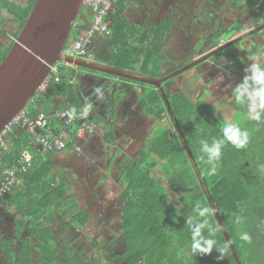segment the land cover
<instances>
[{
  "label": "trees",
  "instance_id": "1",
  "mask_svg": "<svg viewBox=\"0 0 264 264\" xmlns=\"http://www.w3.org/2000/svg\"><path fill=\"white\" fill-rule=\"evenodd\" d=\"M35 1L29 0L26 7H11L19 18L20 31ZM249 3L256 7L254 19L255 26H258L264 22V0H249ZM127 8L128 0H116L110 13L111 23L107 33L110 58L106 64L135 71V65L143 60L146 68L138 67L143 74L159 77L172 71L159 75L167 59L163 50L172 34L174 17L170 16L150 27L149 24L131 23L125 16ZM76 28L74 38L86 27ZM220 30L218 26L215 32L209 34L208 39H214L215 45L206 51L219 45L217 36ZM258 45L254 47L258 49ZM11 46L0 52V62ZM217 55L226 58L228 63L225 68L229 74L242 71L243 58L231 47ZM255 66L258 71L254 73L253 70L230 99L233 108L230 119L219 114L218 105L204 98L193 99L183 91L169 92L164 87L242 264H264V100L261 99L264 84L259 82L264 76V59ZM82 70L139 82L84 67L75 71L70 66L61 65L63 76L51 84L47 96L35 98L29 103L31 116L36 118L44 113L49 119L57 109L69 110L77 118V122L73 123V134H76L79 121L96 122L98 118L92 117L90 107L87 108L91 98L83 96L76 84L70 82ZM247 84L261 92L256 100L247 93L239 95ZM54 97H60V102H56ZM120 98L121 94L117 91L105 99L102 105L104 115L114 117ZM139 104L160 122L168 118L170 126L156 127L136 162L123 173L125 186L121 194L120 233L126 240L124 264H238L160 91L156 87L153 91H144ZM156 105L161 107L158 111L154 109ZM56 122L49 120V125H52L55 134H60L66 124L62 122L58 126ZM229 126L244 134L246 140L243 147H237L226 138L225 129ZM113 136L114 131L109 130L104 137L112 140ZM221 141L219 155L212 156L205 145L211 147ZM7 144L9 149L3 157L5 165L16 164L25 149L35 153V158L27 172L20 175L24 179L23 184L15 186L0 199H7L10 207L24 217L15 224L19 228L15 239L0 235L4 264H97L95 258H85L70 243L63 246L61 253L55 249L57 234L52 227L56 222H66L65 229L73 223L84 226L91 219L90 213L81 208L75 195L69 193L65 178L51 161L52 154L61 151L38 152L32 134L22 126L14 129ZM159 170L169 174V190L156 178ZM175 192L180 194L172 206L169 194ZM27 219L31 224L26 229ZM243 234H247L249 239L242 240ZM210 242L211 251H203ZM191 245L196 247L193 253L187 252V247Z\"/></svg>",
  "mask_w": 264,
  "mask_h": 264
},
{
  "label": "rangeland",
  "instance_id": "2",
  "mask_svg": "<svg viewBox=\"0 0 264 264\" xmlns=\"http://www.w3.org/2000/svg\"><path fill=\"white\" fill-rule=\"evenodd\" d=\"M143 1L145 4L144 10L147 9L146 13H144L145 16L140 14L141 3H138V0H128L126 13H132L128 17V20L131 23L153 25L155 23H160L162 20L170 16H173L175 19L173 32L163 50L167 59L163 63L159 71V75H162L170 70H177L200 56V53L215 45L214 39L208 38L209 34L215 32L218 26H220L221 30L217 38L220 41L219 44H224L241 36L245 32H248L254 28L256 24V20L254 19L256 7L251 5L249 0ZM151 4H153L154 7ZM89 12V8L83 6L77 21L82 22V18L87 16L88 21H84V23L88 24L90 20L93 19V16L88 14ZM76 29L77 28L75 26L72 30L73 32L71 33L67 46L64 50L66 53H73L70 44L76 34ZM95 39H102V42H100L102 48H98L97 50H104L105 52L110 53L107 34L96 35L93 39H91V43L89 45L90 53L93 51L92 44ZM256 44H259L258 49L254 47ZM230 47L234 52L243 58L242 71H237L235 75L229 74L225 68L228 63L226 58L218 56L217 53L216 55H213L183 71L182 73L168 79L163 83L164 87L168 89L169 92L183 91L193 99L204 98L209 102L218 105L219 114L230 119L233 116V108L230 105V99L242 82L248 79L253 71V66L257 65L264 59V29L241 39ZM93 57L99 62L106 63V60L97 54H93ZM152 66L150 65V67ZM135 70L137 72L142 71L138 67L135 68ZM139 84L145 86L147 89L153 90V88H155L153 85L148 83L143 82ZM244 93H247L253 100H256L261 95V92L258 89L252 88L249 84L245 85L241 89L239 95ZM90 106L92 109H90L89 112L91 111L90 114L92 117H97L98 120L105 117L102 111L100 113L95 112V106L92 103ZM133 109H135V107ZM137 111L138 109L136 108L135 113H137ZM146 117L147 121H144L146 122L145 127H148L150 132L144 133L141 128L140 130L144 136L143 139L141 138V132L138 130V125L136 126L134 123L138 121V118L133 117L135 120L127 123L124 121L129 125L128 131L132 133L130 138L126 137L129 147L130 144L135 143L139 151H141L146 145V142L151 139L156 127L159 125L165 128L170 126L168 118H164L160 122L155 115H146ZM98 120H95V123L97 124L96 132L98 131L101 135L102 131H100V125H102V123H99ZM62 122L63 121H57L56 125L61 126ZM117 122L122 123L120 118H118ZM74 128V124L65 125L63 126L62 131L66 133V136H70L73 135ZM137 141L139 144H137ZM127 142L124 141V145L126 147H128ZM103 146H105V144ZM109 147L110 148H107L106 150L104 149L103 153L101 152L103 149H101V147H97V150L91 153V150L87 148L83 149L82 145V151L79 152V155H89V159L95 160V163H93V161L88 162V164H94V166L97 167L96 172H93L96 177V179L92 181L93 183L91 185L93 193L91 191H86L84 189L85 186L79 187L78 184H74L75 180L73 176H71V173L61 169L62 172L65 171L63 172V175L65 178H68H66V180L70 181L68 182L71 185V190L69 189L71 194L78 196L77 199L81 208L90 213V221L84 226H79L78 223H73L65 229H63V226H65L66 222H56L52 228L57 234L55 244L57 252L61 253L63 246L70 243L76 250L81 251L85 258H95L98 262L97 264H124L126 240L122 238L120 233L122 223L121 194L125 186V181L122 177L125 169L128 166H133L136 161L129 162L130 160H125L120 167H115V170L110 172L111 167L108 165H111L112 161L114 163V155L121 153V145L118 147L109 144ZM131 156L133 157L139 155L135 154L133 151ZM126 158L129 159V157ZM109 160L110 162H108ZM107 162L108 164L105 169L103 171H99L98 169L103 167ZM57 166L61 168V165ZM99 175L102 179L97 178V176L100 177ZM90 178V175H85L84 177H82V175L79 176V179L84 181H89ZM156 178L160 179L166 189L169 190L167 185L169 178L168 173L159 170ZM179 194L180 193L176 192L169 194V200L171 201L172 206L176 204ZM25 225L27 229L28 224ZM18 230L19 228H16V234ZM195 249L196 247L193 245L188 246L187 252L193 253Z\"/></svg>",
  "mask_w": 264,
  "mask_h": 264
},
{
  "label": "water",
  "instance_id": "3",
  "mask_svg": "<svg viewBox=\"0 0 264 264\" xmlns=\"http://www.w3.org/2000/svg\"><path fill=\"white\" fill-rule=\"evenodd\" d=\"M83 6V0L35 1L20 33L14 39L8 54L0 62V131L29 104L44 77L47 76L52 67L58 62H65L77 67H84L155 86L161 93L174 127L178 132L191 164L207 194V198L228 245L237 263L242 264L215 201L209 192L186 135L165 92L163 83L201 61L230 47L241 39L263 30L264 22L237 38L224 44H219L177 70L162 77H154L134 70L122 69L93 59L78 58L69 53H65V46L67 45ZM64 110L65 109H62L59 112ZM58 114L54 117H58ZM52 119L53 116H49V120Z\"/></svg>",
  "mask_w": 264,
  "mask_h": 264
},
{
  "label": "crops",
  "instance_id": "4",
  "mask_svg": "<svg viewBox=\"0 0 264 264\" xmlns=\"http://www.w3.org/2000/svg\"><path fill=\"white\" fill-rule=\"evenodd\" d=\"M139 2L141 3L140 14L145 16L144 13H146L147 9L144 10V7H145L144 1L138 0V3ZM28 3H29V0H0V26L2 28L0 30V52H2L5 48L11 46L14 39L16 38V35L19 34L20 32L19 18L17 17V15L13 13V11H11V7L13 6L26 7ZM151 5L154 7L153 4ZM88 14L92 15V12L90 11ZM130 14L132 13L127 14L125 11V16L129 17ZM84 21H88L87 16H84L82 18V22H80L81 26L79 30L81 29V27L87 28V25H89V23L85 24ZM100 42H102V39H97V40L95 39L92 44V47H93V51L91 52L92 59L96 60L93 57V54H97L98 56H101L104 60H106L107 62L108 59L110 58V54L105 52L104 50H97L98 48H102V46L100 45ZM70 47H72V42L70 44ZM65 66L68 67L70 65H65ZM139 66L140 68L144 69L146 67V64H144L142 60L140 63H138V65L137 64L135 65V67H139ZM74 83L80 89V93L83 96L91 98V103L93 105L97 104L95 106V112H98V113H100L101 111L104 112V107L102 105L104 104L103 102L105 101L107 97L113 96L114 93L117 91L121 94V98L117 101L116 106H115L114 117L110 118L109 116L105 115L103 119L101 118L98 120L99 123L100 122L102 123V125H100V131H102V134L100 135L97 131L93 135L89 136L86 140L84 141L78 140L77 142L83 145V149L87 148L91 150V153L97 150V147H101V149L103 148L101 150V152L103 153L104 149L106 150L107 148H110L109 144L118 146V147H120L121 145V151H120L121 153L118 155H114L113 157L114 163L112 161L111 165H108L109 167H111L110 172H112V170L114 171L115 167L116 168H118V166L120 167L123 161L125 162V160L126 161L130 160L129 162L136 161L138 156L132 157L131 155L133 154V151L135 152V154L139 155L140 151L137 148L135 143L130 144V147H129V143L127 142L126 137L130 138L132 136V133L128 131L129 125L126 123L134 121L135 120L134 118H138V121L134 123L136 126L138 125L139 127L138 130L141 132V135H142V137L141 136L139 137H141L142 139L144 138V136L142 134V131L140 130L141 128L144 133L150 132L149 128L145 127L146 122L144 121H147L146 115L151 116L152 114H148L145 112L143 107H141V105L139 104V100L143 96L144 91L146 90L153 91V90L147 89L145 86H142L137 82H133L129 80H122L119 78H113L111 76L93 73L90 71H81L79 73V76L75 79ZM54 99L56 102H60L61 100L60 97H54ZM134 107L135 109H133ZM91 108L92 107L90 106V109ZM136 108L138 109L137 113H135ZM160 108H161L160 106H157V105L154 106L155 111H158ZM60 110H62V108L57 109V111L52 115L53 116L52 120H57L59 122L63 121L60 117H54L56 114L59 113ZM118 118H120L122 123L117 122ZM115 124H116V127H115ZM50 127H52L51 124H50ZM109 130L114 131V136H113L114 138L112 140H107L104 137L106 132ZM149 140L147 142H149ZM124 141L127 142L128 147L124 145ZM104 144L105 146H103ZM137 144H139L138 141H137ZM79 154L80 153L69 151V150L56 152L52 154L51 161L58 168V171L61 174V176H63V178H65V176L63 175V172L68 171L69 173H71V176H73L75 180L74 184L76 185L78 184L79 187L85 186L86 188L84 187V189L86 191H91L93 193L91 185L93 183L92 181L96 179L95 173L93 172H96L97 167L94 166V164H88V162L93 161V163H95V160L89 159L88 158L89 155L83 156ZM126 157H129V159H127ZM108 162H110V160ZM108 162L98 170L103 171L105 167L107 166ZM57 165H61L60 166L61 168H59ZM61 169L65 171L62 172ZM81 175L82 177H84L85 175H90L91 178L89 179V181L80 180L79 176ZM97 178L102 179L101 176L100 177L97 176ZM68 181L66 180L69 186V189H70L71 185L69 184L70 181L69 182ZM70 190H69V193L71 194ZM75 197L77 199L78 196L75 195ZM22 216L23 215L20 212L10 207L9 203L7 202V199L3 201L1 200L0 201V235L6 239H15L16 238L15 224L18 219L24 218ZM27 224L28 226L31 224V222H29L28 219H27ZM14 227H15V230H14ZM4 259H5L4 254L0 252V264H2V261L4 264Z\"/></svg>",
  "mask_w": 264,
  "mask_h": 264
},
{
  "label": "built area",
  "instance_id": "5",
  "mask_svg": "<svg viewBox=\"0 0 264 264\" xmlns=\"http://www.w3.org/2000/svg\"><path fill=\"white\" fill-rule=\"evenodd\" d=\"M115 2L116 0H83L84 6L89 8L92 12L93 19L90 21L89 25H87V28L81 31L79 36L74 38L71 47L73 53L71 55L83 59H92V53H90L89 50L91 39L96 35H104L109 32V26L111 23L109 16L114 10ZM75 26L80 28V22L76 21L74 27ZM1 29L0 26V30ZM61 65L70 64L65 62L56 63L47 76L44 77L29 103L35 98H43L47 96L51 84L59 81L63 76ZM70 66L72 67V70L77 71V66ZM74 81V79L70 80L71 83ZM28 105L12 118L11 121H9V123H7L0 131V199L9 194L15 186L23 184L24 179L20 175L27 172L35 158V153L29 149H25L16 164L7 166L3 163L4 153L9 149L7 139L17 126L26 128L28 132L32 134L38 152L42 153L66 150L79 153L82 151V145L77 141L86 140L97 130V124L94 121L83 119L79 121L76 134L66 136L64 131L60 134H55L49 125L48 116L41 113L38 117L33 118L30 114ZM89 107L90 104H87V108ZM58 117H60L66 125H71L77 122V118L66 109L59 112Z\"/></svg>",
  "mask_w": 264,
  "mask_h": 264
},
{
  "label": "clouds",
  "instance_id": "6",
  "mask_svg": "<svg viewBox=\"0 0 264 264\" xmlns=\"http://www.w3.org/2000/svg\"><path fill=\"white\" fill-rule=\"evenodd\" d=\"M253 70H254V73L256 71H258V69L256 68V66H253ZM259 82L261 84H264V76H262L259 79ZM261 91H264V89H262ZM261 99L264 100V96H262ZM262 106H264V104H262ZM257 118H259V117H257ZM225 136H226V138L229 141H231L232 143L236 144L237 147H243L245 145L246 137L244 136V134L243 133H240L238 129H235L232 126H229L228 128L225 129ZM222 143L223 142L221 141V142L215 143L211 147H208L207 145H205V147H206V150L212 154V156H218L219 153H220V149H221V144ZM241 239L242 240H248L249 237H248L247 234H243L241 236ZM211 244H212V242H210L209 247H205L203 249V251L210 252L211 251ZM197 247H199V245H197Z\"/></svg>",
  "mask_w": 264,
  "mask_h": 264
},
{
  "label": "flooded vegetation",
  "instance_id": "7",
  "mask_svg": "<svg viewBox=\"0 0 264 264\" xmlns=\"http://www.w3.org/2000/svg\"><path fill=\"white\" fill-rule=\"evenodd\" d=\"M216 55V54H215Z\"/></svg>",
  "mask_w": 264,
  "mask_h": 264
}]
</instances>
